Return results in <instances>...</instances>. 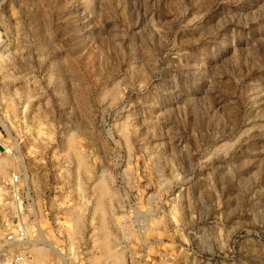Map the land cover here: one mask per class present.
Here are the masks:
<instances>
[{"label":"rangeland","instance_id":"rangeland-1","mask_svg":"<svg viewBox=\"0 0 264 264\" xmlns=\"http://www.w3.org/2000/svg\"><path fill=\"white\" fill-rule=\"evenodd\" d=\"M0 264H264V0H0Z\"/></svg>","mask_w":264,"mask_h":264},{"label":"built area","instance_id":"built-area-1","mask_svg":"<svg viewBox=\"0 0 264 264\" xmlns=\"http://www.w3.org/2000/svg\"><path fill=\"white\" fill-rule=\"evenodd\" d=\"M26 237H27V233L24 231V229L20 226H17L11 234H8L6 236V242L7 243L21 242L23 240H26Z\"/></svg>","mask_w":264,"mask_h":264},{"label":"bare ground","instance_id":"bare-ground-1","mask_svg":"<svg viewBox=\"0 0 264 264\" xmlns=\"http://www.w3.org/2000/svg\"><path fill=\"white\" fill-rule=\"evenodd\" d=\"M103 247H104V248H106V246H104V245H103ZM106 249H107V248H106ZM41 252H42V249H41V251H40V252H38V255H37V256H40V258H41V257H42V255H43V254H41ZM106 252H108V251H106Z\"/></svg>","mask_w":264,"mask_h":264}]
</instances>
